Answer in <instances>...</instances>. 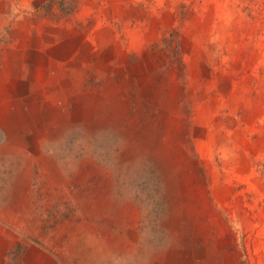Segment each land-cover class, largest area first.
<instances>
[{
  "label": "rangeland",
  "instance_id": "obj_1",
  "mask_svg": "<svg viewBox=\"0 0 264 264\" xmlns=\"http://www.w3.org/2000/svg\"><path fill=\"white\" fill-rule=\"evenodd\" d=\"M0 264H264V0H0Z\"/></svg>",
  "mask_w": 264,
  "mask_h": 264
}]
</instances>
